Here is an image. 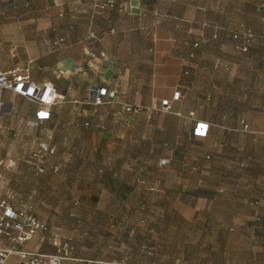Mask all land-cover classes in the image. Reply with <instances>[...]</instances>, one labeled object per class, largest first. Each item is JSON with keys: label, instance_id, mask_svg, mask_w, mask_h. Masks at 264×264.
Listing matches in <instances>:
<instances>
[{"label": "crops", "instance_id": "obj_1", "mask_svg": "<svg viewBox=\"0 0 264 264\" xmlns=\"http://www.w3.org/2000/svg\"><path fill=\"white\" fill-rule=\"evenodd\" d=\"M70 1L73 2L66 0ZM204 1L209 2L183 1L178 12L169 8L160 10L162 17L176 18L178 22L163 18L159 25L141 26L147 41L145 54L138 61L137 75L134 72L127 78L118 76L115 66H109L116 62V57L106 56L102 51L101 56L95 57L101 62L98 71L102 72L95 83L87 78L89 68L84 67L91 61L87 54L95 42L86 40L78 26L74 30H71L74 26H69L76 23L72 18L90 16L93 12L59 8L58 0H0V44L7 58L0 61V68H17L37 85L52 82L57 97V103L47 107L50 117L41 121L37 117L38 103L14 91L0 90V100L7 104L0 116L3 136L14 129L19 136L31 135L39 143L56 147V154L44 174L46 178L35 183L36 194L32 200L25 197V203H52L53 208V203L195 202L202 159L196 150L198 140L215 137V127L228 128L215 123L212 117L201 113L199 104L191 105L187 99L190 86L203 88L202 72L207 68L203 59L210 46L205 28L208 26L213 32L224 28L222 23L207 20L205 16L208 13L227 16L236 11L251 16L258 5V0ZM115 10L107 9L103 17ZM148 12L147 4L139 0L131 2V13L141 20L148 17ZM192 22L201 25L199 35L194 37L188 35ZM62 37L65 42L59 43ZM197 40L202 41L197 59L189 60L188 54ZM118 42L113 41L114 47ZM103 44L102 47L110 48V42ZM186 69L190 74L184 73ZM103 87L116 91V98H107V103L99 106L91 104V88ZM179 90L183 98L174 100ZM165 100L172 103L170 112L159 110ZM124 104L130 105L131 111ZM192 111L198 120L211 124L208 137L194 135L196 122L187 119ZM36 121L38 124L32 125ZM87 122L90 124L85 125ZM217 138L224 140L221 135ZM0 159L12 158L0 155ZM53 159L61 167L60 172L54 171ZM163 159H169L170 163L161 165ZM142 163L143 168L139 166ZM13 205L16 209L22 208ZM29 211L37 215L31 208ZM49 232H39L22 248L53 254V228ZM220 233L222 238L224 234ZM250 236L264 240L259 235ZM0 245L8 247L4 240H0ZM260 256L264 258L263 248ZM11 259L16 264V256ZM84 261L73 256L62 264H84Z\"/></svg>", "mask_w": 264, "mask_h": 264}, {"label": "rangeland", "instance_id": "obj_2", "mask_svg": "<svg viewBox=\"0 0 264 264\" xmlns=\"http://www.w3.org/2000/svg\"><path fill=\"white\" fill-rule=\"evenodd\" d=\"M107 1L58 0L57 5L93 12L72 18L76 23L69 26H74L71 30L78 26L86 40L95 42L87 54L91 61L84 66L89 68L87 78L95 83L102 74L98 71L101 62L95 57L102 51L116 57L109 66H115L118 76L137 75L147 41L141 26L159 25L163 18L178 22L162 17L160 10L178 12L186 0H139L150 12L142 20L131 13L133 0H113L115 12H107L104 17L95 12L97 2ZM255 9L251 16L237 11L227 16H205L224 28L218 32L205 28L210 46L203 59L207 67L202 72L203 88L190 86L187 99L191 105L199 104L201 113L215 123L228 128L215 127V137L198 140L196 150L202 159L194 203H53V208L52 203H25V197L36 194L35 183L46 178L28 162L39 140L31 135L19 136L14 129L4 137L1 128L0 155L12 159H0V200L12 196V203L31 208L49 222L53 239L68 241L73 256L85 260L102 264L263 262L260 249H264V240L250 236L264 238V21L257 5ZM241 24L249 25L254 32L248 52L240 51L239 42L232 37V31ZM200 27L199 22H192L188 35H199ZM114 40L119 41L118 46L114 47ZM106 42L111 43L110 48L102 47ZM5 59L0 44V61ZM220 135L224 140L217 138ZM139 166L143 168L144 163ZM54 250L56 253V247Z\"/></svg>", "mask_w": 264, "mask_h": 264}, {"label": "built area", "instance_id": "obj_3", "mask_svg": "<svg viewBox=\"0 0 264 264\" xmlns=\"http://www.w3.org/2000/svg\"><path fill=\"white\" fill-rule=\"evenodd\" d=\"M115 3L113 0L107 2H97L96 11L102 14L109 8H113ZM258 11L262 15L264 21V0H258ZM232 37L239 42L237 48L242 52H248L254 37L253 29L246 24H241L232 31ZM217 34L213 35L216 38ZM65 42V38L59 39V43ZM202 46V41L197 40L192 44V49L188 54L189 60L197 59V50ZM186 75L190 74V70L184 71ZM7 89L19 93L25 98L36 102L40 105L37 111L39 120H45L50 117V112L47 107L57 103L56 90L52 82H45L42 85H37L29 80L27 75H23L17 68L3 70L0 68V90ZM91 104L95 106L107 103V98L115 99L116 91H109L107 88H91ZM183 98L182 91H176L174 100ZM127 111H131V106L124 104ZM7 108V104L0 100V116ZM161 111L170 112L172 103L169 100L162 102ZM187 119L195 120L194 135L200 138H206L210 132L211 124L206 121L198 120L194 111L190 112ZM38 122H32V125H37ZM89 125V122L85 123ZM56 154V147L47 142H40L29 157L28 162L34 166L38 174H45L50 166V159ZM161 165L170 163L169 159L161 160ZM54 171H59L58 165L53 167ZM12 196L5 197L0 200V240L8 243V247L0 245V264H10L13 256H16V264H62L65 259H73V246L68 241H61L56 238L52 240V244L56 247L57 252L53 254H44L36 251H29L22 246L31 241L36 234L48 233L50 226L43 221L39 216L30 212L27 207L16 209L11 202ZM33 195L29 196L32 199ZM84 264H102L99 261L85 260Z\"/></svg>", "mask_w": 264, "mask_h": 264}, {"label": "trees", "instance_id": "obj_4", "mask_svg": "<svg viewBox=\"0 0 264 264\" xmlns=\"http://www.w3.org/2000/svg\"><path fill=\"white\" fill-rule=\"evenodd\" d=\"M90 124V123H89Z\"/></svg>", "mask_w": 264, "mask_h": 264}]
</instances>
